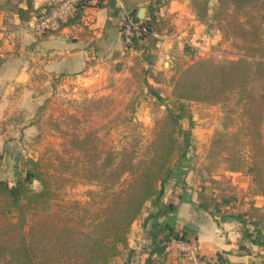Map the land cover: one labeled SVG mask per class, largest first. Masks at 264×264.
Segmentation results:
<instances>
[{"label":"rangeland","instance_id":"1","mask_svg":"<svg viewBox=\"0 0 264 264\" xmlns=\"http://www.w3.org/2000/svg\"><path fill=\"white\" fill-rule=\"evenodd\" d=\"M212 5H215V0ZM255 22L259 23L264 39V17L260 19L257 16ZM211 28L220 36L213 37L217 42L211 44L206 40L203 46L193 47L192 56L179 60V66L171 72L130 75L101 90L103 94L75 91L71 84H60L56 89L57 94L42 107L39 114L41 124H33L35 131L23 139V152L20 149V156L5 164L0 160V180L12 186L26 168L21 161L27 158L38 159L49 166L56 177L64 175L67 178L65 184L61 180L54 182L57 192L54 199L56 213L62 215L70 209L73 214H81L80 208H76L73 203L77 202L86 208L88 204L89 207L93 193L103 190V169L106 171L104 174L111 173V179H108L111 192L117 190L120 169L118 161L121 156L130 157L135 167L148 165L163 152L168 126L171 124H178L173 133L176 146H185V132H189L188 145L182 161L178 160L179 153L174 152L171 156L169 166L173 175L165 187L177 179L174 176L180 164L188 161L187 158L191 156L200 154L204 158L200 165L210 174L229 170V155L234 154L236 149L243 152L248 162L250 140L258 139V131H264V124H260L261 112L260 115L255 113L251 121L238 85L228 88L217 102L177 98L180 92H185L187 83L195 78L191 75L187 78L184 74L196 63L206 60L224 65L241 57L230 47V39L235 36L228 33L231 29L228 22L221 25L215 23ZM221 28L223 32L218 33ZM242 42V39H238V43ZM200 69L205 76L208 66ZM247 124H251L249 128ZM232 132H236L237 136H233ZM108 152L112 157L110 166L99 168ZM89 173L94 174L91 179L93 181H89ZM249 183V192L258 196L253 204L258 206L251 210L250 217L246 219L250 221L247 230L252 237L260 235V240L264 242V193L259 192L250 177ZM33 186L38 187L39 184L35 182ZM231 201V208H224V212L238 214L246 210L247 201H243L240 196L233 195ZM96 202L100 204L99 196ZM98 210L99 207L94 213ZM154 210L151 203L146 204L141 217L131 225L126 246L119 247L120 254L110 264H164L162 256L150 255L153 248L151 232L158 234L156 241L164 233L157 227L153 228V219H148ZM215 214L219 218L225 215L218 212ZM159 219V222H170L167 216ZM244 241L247 244L245 253L253 258L247 264H264V247L252 248L249 241ZM164 254L166 256L167 253ZM146 259L150 261L145 262Z\"/></svg>","mask_w":264,"mask_h":264},{"label":"crops","instance_id":"2","mask_svg":"<svg viewBox=\"0 0 264 264\" xmlns=\"http://www.w3.org/2000/svg\"><path fill=\"white\" fill-rule=\"evenodd\" d=\"M27 1L0 0V30L5 33L0 55L2 164L20 156L23 139L35 131L33 124H41L42 107L57 94L60 84H71L75 91L103 94L101 90L130 75L171 72L179 60L192 56L193 47L203 46L206 40L212 44L217 42L213 37H220L197 19L192 0H114L113 4L111 0H88L79 25L32 38L25 30L27 20L18 13L27 9ZM51 1L30 0V18L44 11ZM155 1L160 4L155 6ZM119 2L136 19L141 9L143 19L154 9L156 30L139 40L137 49L126 48L123 43ZM199 155L183 160L174 176L177 179L164 187L161 203L175 206L168 217L170 222H166L195 241L204 264H217L219 254L232 264H247L251 257L245 253L241 225L229 217L234 213L224 212V208H231L232 196L236 195L247 201V210L258 196L249 192V177L230 171L210 174L202 169L204 158ZM202 195L217 202L227 200L218 212L225 215L219 218L216 211L201 209ZM165 252V264H188L180 243L172 241Z\"/></svg>","mask_w":264,"mask_h":264},{"label":"trees","instance_id":"3","mask_svg":"<svg viewBox=\"0 0 264 264\" xmlns=\"http://www.w3.org/2000/svg\"><path fill=\"white\" fill-rule=\"evenodd\" d=\"M212 1L192 0L197 19L209 27V30H212L211 26L215 23L221 25L228 22L231 29L227 32L235 36L230 39V47L241 57L224 65L206 60L196 63L184 74L187 78L190 75L195 78L187 83V89L184 93L180 92L177 98L217 102L228 88L238 85L242 99L249 109L251 121L255 113L260 115L261 112L260 124H264V39L259 23L255 22L257 16L260 19L264 17V0H215L214 6ZM87 2L88 0H80L73 16L61 23L51 34L58 33L65 27L79 25ZM158 4L160 2L155 1V6ZM47 9L48 7L45 10ZM30 11L28 0L27 9L18 10L20 18L29 20ZM152 12L153 8L145 19L139 20L140 26L145 27L149 33L156 26ZM39 14L35 12L36 16ZM131 16L136 19L134 13ZM218 31L223 32V29ZM146 36H133L132 44L126 48H139L138 41ZM238 39L243 42L238 43ZM205 65L208 66V71L203 76L200 68ZM177 125L168 126L163 152L148 165L135 167L130 157L121 156L118 161V189L113 192L108 182L111 173L104 174L106 171L103 169L110 166L112 161L108 152L99 164V168L104 171L102 175L105 176L101 184L103 190L93 193L92 202L89 207L87 204V208L77 202L73 203L76 208H80L81 214H73L69 209L60 215L54 210V199L57 195L54 182L61 180L65 184L66 176L56 177L49 166H45L38 159L22 160V166L26 168L12 186L0 180V264H110L120 254L119 247L126 246L131 225L141 217L148 203L156 209L155 213L148 215V219H153L152 227L164 232L158 241V234L151 232L153 248L150 255L162 256L165 264L164 252L169 243L190 240L185 232L180 234L166 221L159 222L160 217H169L175 211L173 204L161 203L165 183L173 175L169 166L170 158L174 152L179 153L178 160L184 158L185 147L188 145L189 132H185V146H176L173 133ZM250 125L247 124V127ZM231 134L237 136L236 132ZM250 147V160L247 162L243 152L236 149L234 154L229 155V170L226 171L249 176L259 192L264 193V131H258L257 140H250ZM88 176L89 181H93L91 179L94 174L89 173ZM35 182L39 184L38 187L33 186ZM98 196L100 204L96 202ZM227 202H217L202 195L199 207L205 211L211 209L219 212L220 205L226 206ZM98 207V212L94 213ZM255 209L256 206L251 203L247 210L229 217L241 225L243 239L249 241L252 247L259 248L264 247L260 235L252 237L247 230V223L250 221L246 219L250 217L251 210ZM149 261L146 259L145 262ZM217 264L232 263L219 254Z\"/></svg>","mask_w":264,"mask_h":264},{"label":"built area","instance_id":"4","mask_svg":"<svg viewBox=\"0 0 264 264\" xmlns=\"http://www.w3.org/2000/svg\"><path fill=\"white\" fill-rule=\"evenodd\" d=\"M80 0H52L48 4V9L42 11L38 16L33 15L26 21L25 30L32 38H41L44 35L51 34L57 30L61 23L73 16L76 5ZM96 3H103L109 0H89ZM119 8L122 11V20L120 33L125 46L132 44V37L139 34H151L145 27L140 26L139 21L125 10L122 2H119ZM155 37L157 34L152 33ZM5 33L0 30V55L2 53L1 41ZM180 243V249L185 254V259L188 264H204L196 251V243L193 239L188 242Z\"/></svg>","mask_w":264,"mask_h":264},{"label":"water","instance_id":"5","mask_svg":"<svg viewBox=\"0 0 264 264\" xmlns=\"http://www.w3.org/2000/svg\"><path fill=\"white\" fill-rule=\"evenodd\" d=\"M110 3L113 4V3H114V0H111ZM143 18H144V9H141V10L139 11L138 19H137V20L139 21V20H141V19H143ZM251 261H252V259L249 258V259H248V262H251Z\"/></svg>","mask_w":264,"mask_h":264}]
</instances>
